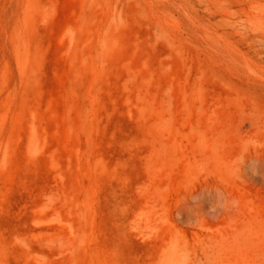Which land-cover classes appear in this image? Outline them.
Masks as SVG:
<instances>
[{"label": "rangeland", "instance_id": "rangeland-1", "mask_svg": "<svg viewBox=\"0 0 264 264\" xmlns=\"http://www.w3.org/2000/svg\"><path fill=\"white\" fill-rule=\"evenodd\" d=\"M0 264H264V0H0Z\"/></svg>", "mask_w": 264, "mask_h": 264}]
</instances>
